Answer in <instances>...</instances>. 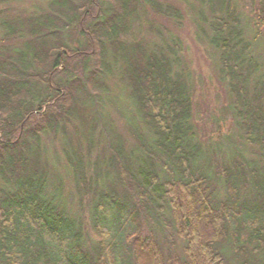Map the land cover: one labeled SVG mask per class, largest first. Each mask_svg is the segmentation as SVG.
<instances>
[{
    "label": "trees",
    "instance_id": "1",
    "mask_svg": "<svg viewBox=\"0 0 264 264\" xmlns=\"http://www.w3.org/2000/svg\"><path fill=\"white\" fill-rule=\"evenodd\" d=\"M41 1L35 14L0 22V264H227L225 245L238 249L245 231L255 244L252 254L264 257V170L248 177L234 162L224 173L227 197L217 200L210 176L197 165L203 154L190 123L188 76L175 71L162 49L122 39L141 22V6L175 21L179 11L157 0ZM200 1L209 11L208 43L219 52L238 128L264 157V80L255 77L258 65L239 18L226 0ZM76 34L81 41L68 48L64 40ZM5 39L18 45L7 47ZM10 50L13 56H5ZM110 58L121 61L134 108L152 137L137 138L138 158L121 143L110 148L108 165L125 190L121 197L112 187L100 191L98 163H87L78 150L65 151L79 205L89 203L100 239L86 247L81 225L56 197L46 196L39 143L46 132H64L76 116L77 94L112 71ZM146 221L172 229L183 242L184 259L173 253L165 258L156 238L145 237Z\"/></svg>",
    "mask_w": 264,
    "mask_h": 264
},
{
    "label": "rangeland",
    "instance_id": "2",
    "mask_svg": "<svg viewBox=\"0 0 264 264\" xmlns=\"http://www.w3.org/2000/svg\"><path fill=\"white\" fill-rule=\"evenodd\" d=\"M157 1L176 8L180 19H167L155 14L149 6H141V22L134 23L130 33L122 39L128 43H141L149 51L162 49L173 58L175 71H183L188 76L186 77L192 99L190 123L203 154L197 165L202 172L210 176L215 198L223 200L227 197L224 173L233 168V163L243 165L249 177L250 172L254 170L256 172L252 174L263 172L264 157L256 145L249 144L243 138L232 113V96L221 77L219 52L208 43L211 33L208 28L209 11L206 5L200 0ZM226 1L239 18L243 38L250 47L249 56L258 65L255 77L264 80V0ZM43 7L41 0H5L0 2V22L33 15ZM3 35L4 30L0 23V40ZM64 41L68 48H72L76 47L81 39L76 34L71 40ZM15 42L5 39L3 45H18ZM4 55L13 56V53L10 50ZM107 62L112 71L97 77L98 86L79 91L77 102L74 104L76 116H72L71 120L64 124V132H46L41 135L39 143L42 164L47 171L46 196L56 197V202L81 225L86 247L88 242L94 244L100 239L92 228L89 203L79 205L76 184L65 151L78 150L87 163H98L104 176L100 191L107 193L112 187L121 197L125 190L116 183L108 165L110 148L121 143L124 152L132 153V157L138 158L140 155L136 150L137 138L142 137L150 142L152 137L134 108L130 91L120 71L121 61L113 63L110 58ZM85 74L87 77L88 72ZM64 77L65 74L55 80L58 82ZM250 88L251 86L248 87L249 90ZM164 176L165 173L161 175L162 178ZM239 192L241 196L246 193L240 188ZM165 217L168 218L169 215L166 213ZM158 224L146 221L145 237L152 235L156 238L165 258L173 253L184 259L182 240L162 222ZM247 233L245 231L239 236L238 249L225 245L227 264H264L262 255L252 254L255 244L248 242ZM168 264L174 263L172 261Z\"/></svg>",
    "mask_w": 264,
    "mask_h": 264
}]
</instances>
